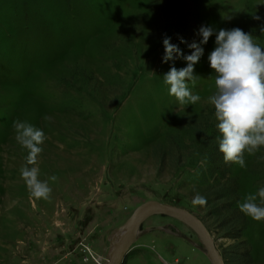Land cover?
<instances>
[{
    "label": "rangeland",
    "instance_id": "1",
    "mask_svg": "<svg viewBox=\"0 0 264 264\" xmlns=\"http://www.w3.org/2000/svg\"><path fill=\"white\" fill-rule=\"evenodd\" d=\"M202 25L215 31L189 82L201 100L182 106L163 76L187 61L164 62L163 39L190 54ZM234 27L264 47V0H0V264H106L111 242L148 199L195 213L225 260L249 248L251 264H264V219L239 208L264 187V146L246 155V168L232 163L237 208L228 196L192 204L217 187L200 178L191 126L218 122L208 55L216 32ZM14 120L47 136L37 166L41 180L58 177L48 200L32 197L20 176L27 150ZM122 264L212 263L192 227L154 213Z\"/></svg>",
    "mask_w": 264,
    "mask_h": 264
},
{
    "label": "clouds",
    "instance_id": "2",
    "mask_svg": "<svg viewBox=\"0 0 264 264\" xmlns=\"http://www.w3.org/2000/svg\"><path fill=\"white\" fill-rule=\"evenodd\" d=\"M214 31L212 27L202 25L198 30L202 39L199 43L193 41L188 44L193 51L187 55L178 45L170 43V37L163 39L164 62L180 57L187 61L186 67L178 69L172 66L163 76L164 83L169 86L168 94L175 97L179 105H194L201 100L199 94L192 93L189 82L195 86L194 65L204 53L201 45L208 42ZM261 31L264 32V28ZM180 40L187 43L182 37ZM215 45L208 55L210 67L215 71L214 92L208 97V102L214 106L218 121L219 151L223 153L225 163L246 168V155H254L264 146V47L251 33L239 27L219 29ZM12 127L15 139L27 150L26 162L19 169L27 190L32 197L50 199L52 188L49 180L55 182L58 177L52 175L48 180H41L37 166L47 136L28 121L14 120ZM258 197L262 203H257ZM206 203V197L199 194L192 199L194 206ZM239 208L254 221L264 219V187L256 193L246 194Z\"/></svg>",
    "mask_w": 264,
    "mask_h": 264
},
{
    "label": "trees",
    "instance_id": "3",
    "mask_svg": "<svg viewBox=\"0 0 264 264\" xmlns=\"http://www.w3.org/2000/svg\"><path fill=\"white\" fill-rule=\"evenodd\" d=\"M201 119L197 120V124L195 122L191 126L194 127V131H191L195 140L194 145L195 142L198 144L196 150L199 154L197 155H201L205 163L204 169L201 170L200 178H202L203 182L213 178L214 182L208 185L217 186L205 192L204 196L208 199V204L211 203V205L212 202L216 203L218 198L228 196L231 199L228 201V205L232 208H237V201L239 200L237 177L232 173V163H225L223 153L219 151L217 141V137L220 135L217 129L218 122L213 119L210 124L208 123L206 127H203ZM210 193L215 196L211 198ZM251 260L249 248L241 251L233 249L230 261L224 259L225 264H251Z\"/></svg>",
    "mask_w": 264,
    "mask_h": 264
},
{
    "label": "water",
    "instance_id": "4",
    "mask_svg": "<svg viewBox=\"0 0 264 264\" xmlns=\"http://www.w3.org/2000/svg\"><path fill=\"white\" fill-rule=\"evenodd\" d=\"M154 213H162L174 216L190 227L198 234L203 243V248L212 264H225L224 258L216 246L213 235L210 233L204 222L188 209L157 199H148L140 203L130 214L126 228L116 241L111 242L106 264H122L132 242L145 218Z\"/></svg>",
    "mask_w": 264,
    "mask_h": 264
},
{
    "label": "bare ground",
    "instance_id": "5",
    "mask_svg": "<svg viewBox=\"0 0 264 264\" xmlns=\"http://www.w3.org/2000/svg\"><path fill=\"white\" fill-rule=\"evenodd\" d=\"M141 224H142V223H141ZM140 226H141V225H140ZM125 228H126V226H125ZM125 228H124L123 230H121L120 233L116 236V240H117V238L119 237V235H120L122 232H124ZM116 240H115V241H116ZM113 242H114V241H113Z\"/></svg>",
    "mask_w": 264,
    "mask_h": 264
},
{
    "label": "crops",
    "instance_id": "6",
    "mask_svg": "<svg viewBox=\"0 0 264 264\" xmlns=\"http://www.w3.org/2000/svg\"><path fill=\"white\" fill-rule=\"evenodd\" d=\"M100 258V257H99Z\"/></svg>",
    "mask_w": 264,
    "mask_h": 264
}]
</instances>
